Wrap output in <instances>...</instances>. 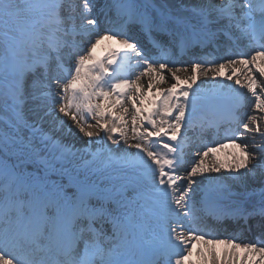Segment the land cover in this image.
I'll list each match as a JSON object with an SVG mask.
<instances>
[{
    "label": "snow or ice",
    "instance_id": "6c2138e0",
    "mask_svg": "<svg viewBox=\"0 0 264 264\" xmlns=\"http://www.w3.org/2000/svg\"><path fill=\"white\" fill-rule=\"evenodd\" d=\"M262 125L264 0H0V264H264Z\"/></svg>",
    "mask_w": 264,
    "mask_h": 264
},
{
    "label": "bare ground",
    "instance_id": "6f19581e",
    "mask_svg": "<svg viewBox=\"0 0 264 264\" xmlns=\"http://www.w3.org/2000/svg\"><path fill=\"white\" fill-rule=\"evenodd\" d=\"M109 46L117 47V48L119 47V45H117L114 41L102 42V44L100 46H98V48H97V55L100 56L101 58L106 56L107 48ZM166 75H168V74L166 73ZM241 78H243V77H241ZM257 78L258 79L260 78L258 73H257ZM219 79H223V78H219ZM146 82H147V80L145 78V83ZM171 82L172 81H169L166 84H162L161 87L167 88L168 86H170ZM228 83H232V82H228ZM236 87L238 88L239 86H236ZM201 91H202V93H206V92L217 93V95L214 97L213 101H217V100H221V99H229L230 101H232L234 103V95L232 93H230L227 89H224L223 92H221V85L220 84H215V83L209 81L208 83L203 85ZM241 91H246V90L241 89ZM251 102H252V98L249 95L244 102L245 107L239 113L241 116H243L246 112L249 111ZM202 103H206V102H202ZM206 108H207L206 106L204 108H202V110L197 112L196 115L193 117V121H192L193 127L189 130V134H191L190 133L191 130H197L198 128H200L201 117H207L209 115V113H206V111H205ZM130 135H131V133H130ZM205 140H206V136H205ZM207 140H209V138ZM194 141H196V143L198 144L199 138L194 139ZM217 143H218V141L216 143H209L208 146L209 147H218L219 144H217ZM221 144H226V146L223 148H219V150L215 153H210L209 160L218 158L222 162H225V163L230 162L232 154L237 150L233 147V145L231 143H221ZM77 146H79V144ZM197 150L198 149L194 147L190 151L195 152ZM257 223L258 222L256 220L250 221L248 226H245L243 224V222H241L239 225L229 223L227 233L222 232L219 235L212 237V238H216V239L232 238V236L235 235L236 237H238V239H237L238 243L243 244V243H248V242H256L258 247H264V243L260 242L261 239H264V230H261L259 227H257ZM193 251L195 252L196 250L193 249ZM226 251H232V250H226ZM193 258L195 259V256ZM256 260L257 261L259 260L258 256H256ZM236 264H252L251 256L250 255L246 256L243 252L236 250Z\"/></svg>",
    "mask_w": 264,
    "mask_h": 264
},
{
    "label": "rangeland",
    "instance_id": "374dc122",
    "mask_svg": "<svg viewBox=\"0 0 264 264\" xmlns=\"http://www.w3.org/2000/svg\"><path fill=\"white\" fill-rule=\"evenodd\" d=\"M262 126H264V125H262ZM225 143H227V142H225Z\"/></svg>",
    "mask_w": 264,
    "mask_h": 264
}]
</instances>
